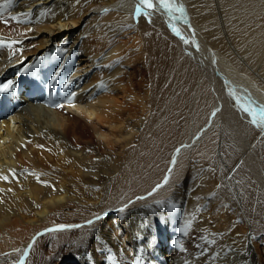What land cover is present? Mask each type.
Wrapping results in <instances>:
<instances>
[{"label":"bare ground","instance_id":"6f19581e","mask_svg":"<svg viewBox=\"0 0 264 264\" xmlns=\"http://www.w3.org/2000/svg\"><path fill=\"white\" fill-rule=\"evenodd\" d=\"M96 1L0 0V82H16L0 94V264H254L264 130L236 97L264 105V0H175L136 23L138 0ZM61 224L81 227L46 231Z\"/></svg>","mask_w":264,"mask_h":264},{"label":"snow or ice","instance_id":"6c2138e0","mask_svg":"<svg viewBox=\"0 0 264 264\" xmlns=\"http://www.w3.org/2000/svg\"><path fill=\"white\" fill-rule=\"evenodd\" d=\"M156 9H163L166 12H183L182 7H178L175 3V0H138L136 7H135V14L137 16L141 15V13H143L144 15H149V10H156ZM13 19H15V17H13ZM174 32H176L177 35H179V32L177 31L176 28L172 29ZM183 38V37H182ZM185 43H188L187 40L184 41ZM24 71H28V68L22 67L21 68V72ZM59 75V72H57V76ZM56 76L52 77V80H55ZM16 87V82L14 80H8L7 82H0V94L2 93H11L12 91L15 90ZM49 87H51V85H49ZM231 94V93H230ZM73 96L75 95V93L72 94ZM234 95V94H233ZM71 99L72 97L70 96L68 98L69 103H71ZM236 104L239 107V109L241 111H243L244 113L247 114V116L250 118L249 122L254 125L257 128H260L262 130H264V105H258L256 104L255 101H253L251 99V97H245L243 99V102L241 101V98L236 97ZM56 107H62V105L57 104L55 105ZM219 111V109H216L212 115L215 116L216 112ZM182 147H187V145H182ZM180 148L176 149V152L179 153L180 152ZM172 164H175V157H173L172 160ZM172 169H169V172H171ZM6 179V177H5ZM168 183V176L164 177V184ZM161 187H163L162 184H157L151 192L148 193L149 196L153 195V193H155L158 189H160ZM137 200H142L145 199V197L143 196H138L136 198ZM133 203V201L129 200L123 207H121L120 209H118V211H120L121 213L124 212L125 208L128 207L129 204ZM96 220H100L102 219L101 216H96L95 217ZM87 223L89 225L93 224L94 221L93 220H88ZM78 228L81 227L80 225H57L54 228L51 229H47L46 231L49 232H54V231H58V230H62L65 228ZM31 247V244L29 245V248ZM25 255H27V251H25ZM21 264H23V257L21 258Z\"/></svg>","mask_w":264,"mask_h":264},{"label":"rangeland","instance_id":"374dc122","mask_svg":"<svg viewBox=\"0 0 264 264\" xmlns=\"http://www.w3.org/2000/svg\"><path fill=\"white\" fill-rule=\"evenodd\" d=\"M99 2H101V0H97L96 1V3H99ZM17 13L21 14V10H19ZM150 18L151 17H148L147 21H150ZM136 19H137V15L134 13L133 23L137 22ZM147 23L149 24V22H147ZM83 119L84 118L80 116V118H79V120H78V122L76 124V127L84 134L87 131V129H86L87 127L83 125V124H86V123L82 122ZM88 130H89L88 134L90 135V137L93 140H97V138L95 137L94 133L92 132V129H88ZM94 145L96 146L98 152H101L102 155H104L105 157L110 155V151H109L108 147L105 144H103V142H94ZM196 166L201 167V170L205 169V166H203V165L198 164ZM137 167H138V165L136 166V168ZM97 172H99L98 180L103 183L104 180L101 177L104 174V170L103 169H97ZM81 184H83L85 186H93V185H95L94 181L91 180V178H88V177L83 178L81 180ZM194 189H196V186L192 187L191 185L182 182L179 185V189H178L177 193H179L181 191H185L186 193H188L187 191L194 190ZM209 196L211 198V195H209ZM177 201H178L177 199H173V200H167L164 203L165 212H166L167 216H169L170 219L173 222H176V223H178V220H179V216H178L179 213H177L178 208H177V206L175 204ZM223 218H226V216L223 217ZM238 222H239V224H243V219H238ZM239 236H240V241L245 243V229H241ZM248 241L250 242V244L252 246V249H253V252H254V260H255L254 264H264V230L253 232V234L251 235V239H248ZM181 246H182V242L180 240H178V239H176L175 244L173 242L172 243H168L169 249H173L174 247H176V249L179 250L181 248ZM244 262L245 261H242V263H244Z\"/></svg>","mask_w":264,"mask_h":264}]
</instances>
